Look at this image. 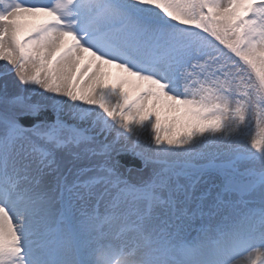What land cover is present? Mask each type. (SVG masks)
<instances>
[{
    "label": "snow or ice",
    "instance_id": "1",
    "mask_svg": "<svg viewBox=\"0 0 264 264\" xmlns=\"http://www.w3.org/2000/svg\"><path fill=\"white\" fill-rule=\"evenodd\" d=\"M0 61V264H264V0H0Z\"/></svg>",
    "mask_w": 264,
    "mask_h": 264
},
{
    "label": "water",
    "instance_id": "2",
    "mask_svg": "<svg viewBox=\"0 0 264 264\" xmlns=\"http://www.w3.org/2000/svg\"><path fill=\"white\" fill-rule=\"evenodd\" d=\"M124 162L127 163V165L131 168H133V171L136 172V168L139 166V160L131 155H128L124 157ZM136 173H132V175H135Z\"/></svg>",
    "mask_w": 264,
    "mask_h": 264
},
{
    "label": "bare ground",
    "instance_id": "3",
    "mask_svg": "<svg viewBox=\"0 0 264 264\" xmlns=\"http://www.w3.org/2000/svg\"><path fill=\"white\" fill-rule=\"evenodd\" d=\"M41 3V2H40ZM2 62V61H1ZM104 67H105V72H109L111 73L112 76H116L117 74L120 73V70L119 69H116V68H113L111 66H103L102 67V71H104ZM115 70V71H114ZM133 173H136L133 171Z\"/></svg>",
    "mask_w": 264,
    "mask_h": 264
},
{
    "label": "rangeland",
    "instance_id": "4",
    "mask_svg": "<svg viewBox=\"0 0 264 264\" xmlns=\"http://www.w3.org/2000/svg\"><path fill=\"white\" fill-rule=\"evenodd\" d=\"M27 2L28 3H51L52 2V0H27ZM3 61L1 62L0 61V65H3ZM9 67H11V66H9ZM104 72H105V67H104Z\"/></svg>",
    "mask_w": 264,
    "mask_h": 264
}]
</instances>
